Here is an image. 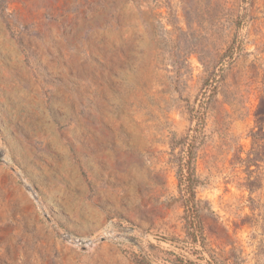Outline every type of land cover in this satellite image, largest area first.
I'll list each match as a JSON object with an SVG mask.
<instances>
[{"label":"rangeland","instance_id":"374dc122","mask_svg":"<svg viewBox=\"0 0 264 264\" xmlns=\"http://www.w3.org/2000/svg\"><path fill=\"white\" fill-rule=\"evenodd\" d=\"M0 264H264V0H0Z\"/></svg>","mask_w":264,"mask_h":264},{"label":"trees","instance_id":"16d2710c","mask_svg":"<svg viewBox=\"0 0 264 264\" xmlns=\"http://www.w3.org/2000/svg\"><path fill=\"white\" fill-rule=\"evenodd\" d=\"M192 119L195 121V127L194 129H192L193 135L182 140V143H185L189 138L191 141V146L188 149V157H187V167H186V178H185V186L186 189L188 191L190 200H191V204H194V186L196 185V183L198 182L196 180V178L194 177V171L192 168V163L194 160V148H195V141H196V135H197V131L201 128V126L203 125V118H199V119H194V116L192 114ZM182 172V170L179 168L178 169V175H180V173ZM179 182H180V178H179ZM189 217V218H188ZM186 216L185 220H186V230H187V234L188 235H194L197 231H199V226H198V219H197V212L195 210V208H192V213L190 216ZM192 222V224H191ZM193 225V226H192ZM190 226V227H189Z\"/></svg>","mask_w":264,"mask_h":264}]
</instances>
